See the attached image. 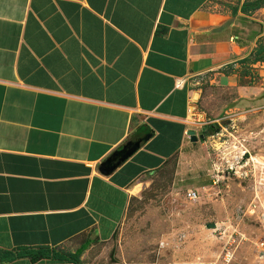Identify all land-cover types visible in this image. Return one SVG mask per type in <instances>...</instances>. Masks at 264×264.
<instances>
[{
  "label": "crops",
  "instance_id": "obj_1",
  "mask_svg": "<svg viewBox=\"0 0 264 264\" xmlns=\"http://www.w3.org/2000/svg\"><path fill=\"white\" fill-rule=\"evenodd\" d=\"M242 7L0 0V250L76 252L92 236L107 243L140 180L171 163L177 186L208 182L190 159L205 138L192 143L186 132L207 130L194 128L190 114L199 104L212 111L213 98L194 78L232 89L242 101L258 99L244 79L264 61H244L264 46V7ZM129 141H141L139 150L102 174L101 164Z\"/></svg>",
  "mask_w": 264,
  "mask_h": 264
},
{
  "label": "rangeland",
  "instance_id": "obj_2",
  "mask_svg": "<svg viewBox=\"0 0 264 264\" xmlns=\"http://www.w3.org/2000/svg\"><path fill=\"white\" fill-rule=\"evenodd\" d=\"M257 1L213 5L232 10ZM247 72L244 84L257 89V100L252 95L242 101L232 89L194 78L213 98L207 104L212 111L199 104L196 113L218 126L190 156L208 182L201 186L205 179L199 177L177 186L173 163L146 174L113 238L97 243L92 236L83 264H205L221 261L228 251V264H264V250L257 247L264 243V69ZM189 189L198 191L197 200L188 198Z\"/></svg>",
  "mask_w": 264,
  "mask_h": 264
},
{
  "label": "trees",
  "instance_id": "obj_3",
  "mask_svg": "<svg viewBox=\"0 0 264 264\" xmlns=\"http://www.w3.org/2000/svg\"><path fill=\"white\" fill-rule=\"evenodd\" d=\"M264 7V0L254 3H245L242 7L243 11H249ZM264 61V46H261L250 58L245 60L244 64L257 63ZM218 128L216 124L208 126L203 131L204 137L209 136L208 131ZM205 132V133H204ZM89 243L78 249L76 252L67 251L59 247L37 246V247H20L12 251L0 250V263L13 262L19 259H30L35 263L44 259L66 261L75 264H83L81 258L85 250L89 247Z\"/></svg>",
  "mask_w": 264,
  "mask_h": 264
},
{
  "label": "water",
  "instance_id": "obj_4",
  "mask_svg": "<svg viewBox=\"0 0 264 264\" xmlns=\"http://www.w3.org/2000/svg\"><path fill=\"white\" fill-rule=\"evenodd\" d=\"M188 136L192 143H197L199 140L204 139V135L198 136L195 130H189ZM145 138V140H147ZM141 146V141H129L123 146L111 154L100 166V172L104 175L112 174L116 169L123 165L130 157L136 153ZM216 224L208 225V228H215Z\"/></svg>",
  "mask_w": 264,
  "mask_h": 264
},
{
  "label": "built area",
  "instance_id": "obj_5",
  "mask_svg": "<svg viewBox=\"0 0 264 264\" xmlns=\"http://www.w3.org/2000/svg\"><path fill=\"white\" fill-rule=\"evenodd\" d=\"M196 111H198V108L196 106H194L192 108L191 114H190V116L192 117V119L190 121L191 125L199 126L201 128H205V127H208L210 125H213V124H210L211 122L201 120L202 113L198 114V113H196ZM186 136H188V132H186ZM187 196H188V198L190 200L195 201V200L198 199V191H195V190L188 191L187 192ZM257 247L259 249L264 250L263 249L264 248V243L263 242L259 243L257 245ZM232 256H233L232 251H228V252H226L225 257H223V259L221 261L218 260V261H215V262L205 263V264H228L229 261L232 259ZM201 264H203V263H201Z\"/></svg>",
  "mask_w": 264,
  "mask_h": 264
},
{
  "label": "clouds",
  "instance_id": "obj_6",
  "mask_svg": "<svg viewBox=\"0 0 264 264\" xmlns=\"http://www.w3.org/2000/svg\"><path fill=\"white\" fill-rule=\"evenodd\" d=\"M190 138V137H189Z\"/></svg>",
  "mask_w": 264,
  "mask_h": 264
}]
</instances>
